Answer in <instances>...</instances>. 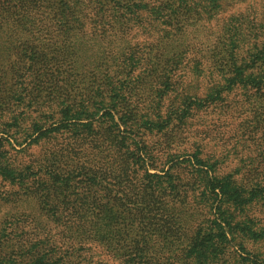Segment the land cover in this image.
I'll return each instance as SVG.
<instances>
[{"label": "trees", "instance_id": "trees-1", "mask_svg": "<svg viewBox=\"0 0 264 264\" xmlns=\"http://www.w3.org/2000/svg\"><path fill=\"white\" fill-rule=\"evenodd\" d=\"M234 1L0 0V264H264V170L194 129L264 99L263 21L189 40Z\"/></svg>", "mask_w": 264, "mask_h": 264}, {"label": "rangeland", "instance_id": "rangeland-1", "mask_svg": "<svg viewBox=\"0 0 264 264\" xmlns=\"http://www.w3.org/2000/svg\"><path fill=\"white\" fill-rule=\"evenodd\" d=\"M234 5V7H227L225 13L221 14L214 21H206L201 30L200 26L191 27L189 40L199 46L203 45L202 43L207 41L208 35L213 31H217L220 25L222 27L225 20L234 14H246L253 26L260 24L261 21L264 22V0H235ZM213 7L205 9L208 11L216 10ZM254 18L258 21L253 20ZM239 23L240 20L235 21L234 26L239 27ZM211 50L210 46L208 52H211ZM190 74L192 76L189 79L195 80V73L188 71V75ZM131 76L130 71L128 75H125L122 80L124 82L121 83L123 88L127 89V86L137 85L132 82ZM145 87L138 85L140 89ZM139 93L138 96H134V99L149 96L151 100L158 101L160 95H158V92L153 91V89L149 91L147 88L145 91L139 90ZM240 93V95L231 96L229 101L223 103L217 109L202 112L194 119L195 131H198L197 134L206 138L205 143H209L206 150L211 151L212 155L221 159V165L218 164L216 166L221 174L234 173L233 171L246 172L253 169L264 170V99H260V93L255 96L254 100L248 99V93H245L246 95L244 92ZM128 94L129 97H133L134 92H129ZM2 136L4 135L0 134V138ZM156 140H158V137H156ZM13 144L16 147V151L13 150L12 152L19 155L20 158H25L26 154L21 151L22 147H19L14 142ZM25 146L27 147L26 144L23 147ZM32 150L33 153L39 154L42 149L35 146ZM151 172L162 174L161 169L151 170ZM0 187L3 190H8L12 185L4 182ZM254 212L257 216L264 218V214L260 213L259 208H256ZM250 248L253 251L258 249V247L253 248V246H250ZM261 251L264 252V249Z\"/></svg>", "mask_w": 264, "mask_h": 264}]
</instances>
